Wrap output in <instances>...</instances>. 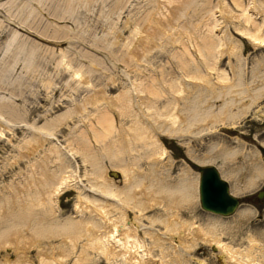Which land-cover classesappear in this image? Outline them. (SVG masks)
Listing matches in <instances>:
<instances>
[{
    "label": "rangeland",
    "instance_id": "obj_1",
    "mask_svg": "<svg viewBox=\"0 0 264 264\" xmlns=\"http://www.w3.org/2000/svg\"><path fill=\"white\" fill-rule=\"evenodd\" d=\"M7 1L0 0V3ZM224 5L235 15L241 11L232 0H70V4L69 0H15L7 6L9 14L6 11L0 14V21H4L0 24V204L6 205L7 198L12 202L7 206L10 210L5 211L18 210L19 196L28 194L27 183L33 176L39 177L44 162L51 170L59 172L61 164L53 162L55 158L51 154L54 148L65 154L72 149L90 152L92 148L99 153L95 158L102 159L101 154L107 156L108 147L106 150L105 147L110 138L105 140L102 136L103 140L96 143V119L108 113L117 130L120 122L127 126L128 114L118 111L113 104L118 103L116 97L120 93L133 90L134 83L154 87L162 95L153 97L159 107L171 99L170 86L176 80L185 81L186 86H203L199 81H186L187 76L196 78L199 73L209 74L208 67L214 65L218 72H230L231 65L235 70H242L249 94L261 87L264 64L259 61L264 58V48L254 47L238 36V23L230 19L229 13L225 15L227 22L221 15V8L226 9ZM213 12L218 21V33L223 35L228 30L225 43L228 44L230 38L231 42L242 45L239 52L225 50L229 53H223L218 60L204 57L199 51L208 43L207 26L214 19L211 18ZM29 13H32L31 18L24 27L20 26L17 22L23 21ZM9 17L17 24L9 23ZM15 34L16 39L9 45ZM28 62L30 66L26 65ZM252 71L260 78L254 85H250ZM216 75H210L213 81ZM190 90L179 101L181 109L186 108L185 99L195 93L192 88ZM137 102L141 103L139 98ZM142 110L148 114L144 107ZM194 130V134H183L178 139L159 134L171 155V160H164L165 173L170 174L169 183L176 185L182 178L192 183L197 181L198 192H194V199L189 202L173 206V211L167 207L166 200L145 211L147 218L182 224L174 233L160 223L152 226L162 247L152 245L150 237L140 232L157 264H224L220 252L215 250L216 245L206 241L214 240V236L245 253L251 239L264 246V195L258 197L264 192V177L254 187H245L258 167H264V97L234 125H216L200 134L196 128ZM213 146H218L212 153L217 156L223 148L240 151L228 162L229 167L241 169L238 185L241 192L238 194H233V182L225 177L220 158L214 163L201 162ZM71 156L70 165L78 171L85 189L83 194L112 202L100 193L88 191L91 177L87 179L85 175L87 171L90 173L91 166L85 164L79 154ZM103 161L110 166L107 158ZM204 166L216 167L229 184L232 195L240 199L241 205L233 216H217L202 209L199 169ZM143 169L149 172L150 166L144 164ZM112 172H117L118 178H114ZM108 173L118 187L125 188L120 172L109 168ZM155 178L154 173L149 174L147 185L157 181ZM79 202L76 190L66 191L55 206L57 217L80 216ZM133 206L127 208L128 220L139 218L143 227L151 228L150 220L140 217L139 210ZM247 208L254 213L239 217ZM85 216L89 217V213L85 212ZM11 224L10 220L0 219L2 228ZM181 231L186 234L184 241L177 238ZM22 234L28 236L30 232L25 228ZM38 242L48 257L58 259L60 254L69 253L68 259L60 264H132L122 257L110 262L98 251L88 252L87 260L79 263L83 241L75 250L70 244L66 248L60 237ZM7 249L10 248L0 251V261L5 262L7 255L8 261L15 263L21 254L10 253ZM31 257L34 264H41L36 249L31 251Z\"/></svg>",
    "mask_w": 264,
    "mask_h": 264
},
{
    "label": "bare ground",
    "instance_id": "obj_2",
    "mask_svg": "<svg viewBox=\"0 0 264 264\" xmlns=\"http://www.w3.org/2000/svg\"><path fill=\"white\" fill-rule=\"evenodd\" d=\"M232 1L241 11L235 15L229 9V6L224 5L226 9L221 8L223 19L227 22L228 19L225 15L229 13L231 15L230 19L238 23L236 27L238 36L248 40L254 47L264 48V0ZM14 2L15 0H9L6 3H0V14L3 11L9 14L10 10H7L6 7ZM31 16L32 13H29L23 21L17 23H20V26L26 25ZM213 17L212 23L207 26L210 35L207 34L206 37L208 43H206L204 49H199L202 56H211L214 59L216 57V60H218L223 53L228 52L225 50L231 49L232 53L239 52L242 48L241 43H233L229 38L228 44H226L224 36L227 35L228 30L220 35L219 31L216 30L218 21L215 19L214 12L211 15V18ZM12 19L13 17H9L7 21L17 24L16 20ZM2 22L4 21H0V24ZM15 39L16 34L10 39L9 45ZM216 52L217 54H215ZM263 60L264 58L259 62L264 64ZM30 63L28 62L26 65L30 66ZM231 67L230 72H218L217 65H214L208 67L209 74L199 73L200 76L196 78L187 76L188 80L186 81H189V79L199 81L203 85H200V87L199 85L186 86L185 81L176 80L170 86L172 87L170 88L171 99L161 107L154 99L160 98L162 95L152 86L143 84L141 87L140 84L142 83H134L135 88L133 90L120 93L116 97L118 103L115 102L113 106L118 111L121 110L128 114L129 124L124 126L120 122V127L117 130L114 127V119L108 113H102L98 115L94 126L96 143L100 142L101 139L103 140L102 136L105 140L110 138L105 147V150L108 147L107 156L100 155L103 160L108 159L110 166L104 164L102 159L95 158L99 157V153L94 151L90 144V152L86 149L81 151L72 149L69 154L52 147L54 150L51 151V154L55 158L53 162H60L61 164L59 172L51 170L49 164L44 162L40 168L39 177L33 176L28 181V194L23 197L19 196L16 212L7 213L10 210V207L8 210L7 206L12 203L9 198H7L6 205L0 204V219L12 222L11 225L4 228L0 227V251L10 248L7 249L10 253L14 251L21 254V257H18L15 263H10L8 261L9 256L6 255V261H0V264H34L31 260V251L34 249L37 250L41 264H60L68 259L69 253L60 254L56 259L54 256L48 257L43 252L45 250L38 246L39 240L54 237L62 238L66 248H69L70 244L73 250L77 249L81 241L84 242L81 256L77 260L79 263L87 260L88 252L98 251L110 262L122 257L132 264H157L153 262L151 250L146 248L145 242L140 237V232L142 231L150 237L153 241L152 245L162 247L152 226L160 223L168 232L174 233L180 229L182 224L178 221L170 223V221H165L162 218H147L144 216L145 211L156 205H161L165 200L167 201V207L173 211V206L189 202L194 199V192H198L197 181L192 183L191 180L182 178L176 185L169 183L170 174L165 173L166 164H164V160H171V155L159 134H167L171 138L178 139L183 134H194L195 128L198 130L197 134H200L216 125L226 123L234 125L238 119L245 115L256 101L264 97V75L260 79L257 72L252 71L250 85L251 83L254 85L257 78L260 79L262 84L261 87H256L249 94V85L245 81L243 71L235 70L232 65ZM214 73L217 74L216 82L210 76ZM191 88L195 93L192 97L185 99L186 108L181 109L179 101L191 92ZM138 98L141 101L140 104L137 102ZM247 98L249 99L248 102L244 103ZM143 107L148 114L144 113ZM123 112L120 113V116H123ZM114 132L117 134L115 141L113 140ZM85 146L83 145V147ZM217 147L213 146L202 157L201 162L214 163L220 158L221 169L225 177L233 182V194H238L241 192V188L238 186L241 169L229 167L228 162L236 157L240 151L223 148L221 155L217 156L212 154ZM71 154H79L82 161L91 166L90 173L87 171L85 175L87 179L91 177L90 190L88 191L96 194L100 193L110 198V200L112 199V202L108 203L105 201L107 199L83 194L85 189L79 180L78 171L73 170L70 165ZM130 157H132V160ZM47 158L49 159V157ZM262 159L264 161V155H262ZM144 164L150 166L149 172L143 169ZM109 168L116 169L121 173L125 188L118 187L114 179L109 177ZM258 168L256 173L246 182V188L254 187L264 177V167ZM153 173L157 181L155 180V182L153 181L147 185L148 175ZM112 176L118 178L119 174L112 172ZM70 189H74L79 193L80 216L59 219L55 206L57 207L62 194ZM133 203H135L134 206ZM128 206L131 209L132 206L138 209L140 217H146L150 220L151 228L143 227L144 225L139 221V218H136L135 221L128 220ZM112 210L113 212H111ZM85 212L89 213V217L85 216ZM253 213L252 209L247 208L242 210L239 217ZM25 228L30 232V235L22 234ZM209 233L212 232L209 231ZM185 236V232L181 231L177 238L184 241ZM206 241H212L211 243L216 245L215 250L220 252V258L224 264H264V246H260L258 241L254 239H251L252 243L246 253L222 243L217 236H214V240L206 239ZM20 245L21 247H19ZM256 248L257 253L255 252Z\"/></svg>",
    "mask_w": 264,
    "mask_h": 264
},
{
    "label": "water",
    "instance_id": "obj_3",
    "mask_svg": "<svg viewBox=\"0 0 264 264\" xmlns=\"http://www.w3.org/2000/svg\"><path fill=\"white\" fill-rule=\"evenodd\" d=\"M199 199L204 211L223 217L236 213L241 203L230 192L229 184L221 177L219 170L213 166L199 169ZM264 192L259 194L262 198Z\"/></svg>",
    "mask_w": 264,
    "mask_h": 264
}]
</instances>
